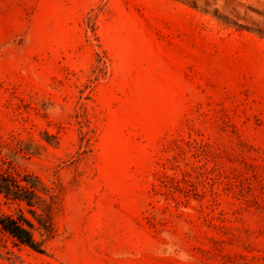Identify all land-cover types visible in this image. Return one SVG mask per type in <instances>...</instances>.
<instances>
[{
  "label": "rangeland",
  "instance_id": "374dc122",
  "mask_svg": "<svg viewBox=\"0 0 264 264\" xmlns=\"http://www.w3.org/2000/svg\"><path fill=\"white\" fill-rule=\"evenodd\" d=\"M0 174V264H264V0H0Z\"/></svg>",
  "mask_w": 264,
  "mask_h": 264
},
{
  "label": "trees",
  "instance_id": "16d2710c",
  "mask_svg": "<svg viewBox=\"0 0 264 264\" xmlns=\"http://www.w3.org/2000/svg\"><path fill=\"white\" fill-rule=\"evenodd\" d=\"M0 194L10 200L25 202L30 209L35 206V202L31 197L39 198L36 186L28 179L16 180L2 174H0ZM29 212L36 215L33 209L29 210ZM49 219L50 220L47 225H41L46 230L48 235H51L52 223L50 217ZM32 228V223L25 217L23 212H21L20 215L15 216L14 214L4 212L0 208V231L10 235L20 244L26 245L33 250L42 253L43 250L41 245L36 241L30 230Z\"/></svg>",
  "mask_w": 264,
  "mask_h": 264
}]
</instances>
